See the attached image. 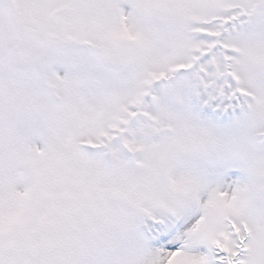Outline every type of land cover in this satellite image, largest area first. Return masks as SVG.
<instances>
[{
  "label": "snow or ice",
  "instance_id": "obj_1",
  "mask_svg": "<svg viewBox=\"0 0 264 264\" xmlns=\"http://www.w3.org/2000/svg\"><path fill=\"white\" fill-rule=\"evenodd\" d=\"M0 264H264V0H0Z\"/></svg>",
  "mask_w": 264,
  "mask_h": 264
}]
</instances>
